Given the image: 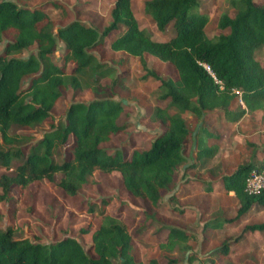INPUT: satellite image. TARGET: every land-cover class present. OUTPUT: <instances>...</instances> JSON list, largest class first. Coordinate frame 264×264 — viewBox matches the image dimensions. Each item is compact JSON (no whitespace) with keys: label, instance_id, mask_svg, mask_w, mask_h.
Masks as SVG:
<instances>
[{"label":"trees","instance_id":"1","mask_svg":"<svg viewBox=\"0 0 264 264\" xmlns=\"http://www.w3.org/2000/svg\"><path fill=\"white\" fill-rule=\"evenodd\" d=\"M227 2L234 14L219 13L216 20V27L227 32L208 37L204 31L208 16L200 11L199 0H143L142 13L150 17L158 32L171 26L172 35L157 40L138 25L131 0H114L109 21L100 31L71 18L57 0L33 7L0 0V39H6L0 51V169L13 171L12 175L0 174V202L13 200L11 191L17 190L20 195L33 181L53 182L55 174H60L55 187L63 196L74 197L98 170L119 173L132 198L156 209L172 182L175 168L185 162L184 147L192 138L196 159L210 158L216 152V146L207 145L206 140L217 135L204 123L192 134L185 125L188 115L202 119L207 111H219L227 121L235 123L264 104V65L254 55L257 49L264 48V2ZM44 6L56 9L62 15L59 20L65 23L56 24ZM113 32L118 34L108 41V48L139 58V78L157 82L156 98L165 102L146 115L162 130L147 149H132L127 157L120 149L109 152L101 147L125 128L119 122L123 105L112 95L116 88L125 87L129 76L127 58L118 59L119 71L102 61L103 40ZM57 41L63 44L60 65L51 59ZM31 46L34 51L26 57L13 56ZM144 54L169 65L172 75L161 78L146 66ZM25 76L28 80L21 88ZM103 78H108L109 83L101 84ZM85 88L105 93L106 97L68 103L62 121L50 124L37 139L27 133H9L12 125L31 128L48 118L60 91ZM235 99L240 103L231 109ZM59 146L64 157L57 161L54 154ZM260 165L250 160L219 177L220 188L232 192L238 207L231 218L205 219L202 231L237 222L253 205L264 207V188L255 195L244 191L245 179ZM108 202L103 198L100 206ZM87 209L99 218V224L91 231L86 249L72 236L41 242L14 237V228L6 226L0 228V264H159V258L166 264H175L177 259L169 253L174 247L188 250L187 242L195 239L194 234L161 218L156 230L165 236L157 246L160 254L142 260L127 223L102 209L96 213L92 206ZM170 210L182 212L175 207ZM254 231H264V222L244 225L236 237L223 240L212 253L224 260L231 244ZM78 232L86 234L89 227Z\"/></svg>","mask_w":264,"mask_h":264},{"label":"rangeland","instance_id":"2","mask_svg":"<svg viewBox=\"0 0 264 264\" xmlns=\"http://www.w3.org/2000/svg\"><path fill=\"white\" fill-rule=\"evenodd\" d=\"M16 4L33 7L49 0H11ZM62 3L64 9L71 18H77L88 26L98 31L109 21V10L114 0H57ZM143 0H131L130 6L138 25L157 40L167 39L172 35L171 26L164 32H158L150 17L142 13ZM255 3H263L264 0H254ZM199 9L208 16L204 31L208 37L227 30H219L216 27L217 15L225 13L234 14L227 0H199ZM56 24L62 15L56 9L44 6ZM65 23L63 21L61 24ZM113 32L104 38L105 65L113 66L119 71L118 59L126 57L129 76L125 79V87L116 88L112 98L119 100L123 105L120 116V124L125 125L124 130L116 134L110 141L102 143L101 147L109 152L120 149L127 157L132 149H147L151 140L158 134L162 127L158 123H152L146 119V115L155 106H164L165 102L156 98L157 82L152 78L140 79L142 69L139 58L126 56L123 52L112 51L108 48V41L116 36ZM6 39H0V51ZM34 51V46L27 50L13 54L15 57H26ZM63 52V44L57 41L56 49L51 59L60 65ZM255 57L264 65V48L257 49ZM143 60L147 67L155 70L161 78L172 75V68L153 56L144 54ZM28 77L21 80V88L25 87ZM101 84L109 83L108 78L100 79ZM61 96L55 106L50 110V116L31 128H22L12 125L9 133H27L33 139L49 129L50 124L62 121L66 105L73 101L87 102L94 98H104L105 93H95L88 88L62 90ZM237 99L231 102L230 108H234ZM204 119L186 117V125L189 131H195L200 123L217 136L209 139V145L216 146L215 154L204 160L195 158L193 144H186L184 157L187 164L182 175L180 169L175 168L176 184L180 180L186 184L185 188L191 191V196H185L177 189L170 186L158 203L156 209H151L142 201L132 198L124 189L119 173H102L98 170L92 173L89 183L80 188L74 197H65L55 187L54 182L60 174L53 176V182L45 179L33 181L28 184L19 195L17 190L11 191L13 200L0 202V228L12 226L15 230L14 237H28L41 242L57 240L64 235L74 237L86 249L90 245V233L97 228L99 218L92 216L88 207L92 206L94 212L102 209L107 215L117 216V219L128 224L129 232L133 237V246L142 260L148 257H156L160 250L158 244L164 241V232H157L162 220L181 225V227L194 234L195 239L189 240V249L183 251L174 247L169 253L171 258L177 259L175 264H264V231L244 234L240 240L231 245L228 255L224 260L217 259L212 249L223 240L231 241L236 237L242 227L247 223H263L264 207L255 205L249 211L246 221L237 228L235 223L225 224L215 230H201L202 222L210 217L234 215V199L223 196L218 191V178L221 174L231 172L233 168L244 162L252 160L256 164L261 163L264 156V104L261 109L245 113L235 123L227 121L219 111H207ZM197 125V126H196ZM196 127V128H195ZM64 157L63 148L59 146L54 158L60 161ZM199 162V164L197 163ZM182 163L180 166H182ZM179 166V165H178ZM12 175L13 171L0 169V174ZM189 186H192L190 188ZM176 187V186H175ZM210 187V190H206ZM170 193V194H169ZM172 196L173 200H168ZM107 198L109 202L100 206V200ZM16 199V200H15ZM171 207L181 209L180 213L171 212ZM145 212V213H144ZM145 214V218L144 215ZM150 218V219H149ZM149 221V222H148ZM247 222V223H246ZM89 227V232L79 234L78 229ZM236 226V227H235ZM190 258V259H189ZM159 264H166L163 258L158 259ZM115 264V262H113Z\"/></svg>","mask_w":264,"mask_h":264},{"label":"crops","instance_id":"3","mask_svg":"<svg viewBox=\"0 0 264 264\" xmlns=\"http://www.w3.org/2000/svg\"><path fill=\"white\" fill-rule=\"evenodd\" d=\"M256 111V110H255ZM191 118H196V117H194L193 115H188L187 116V119H189V120H191ZM202 119H204V117L202 118ZM201 120V119H200ZM185 122H186V120H185ZM152 123H155V122H152ZM185 125H186V123H185ZM187 126V125H186ZM197 126V125H196ZM198 127V126H197ZM196 128V127H195ZM197 129V128H196ZM208 129V128H207ZM189 130V129H188ZM209 130V129H208ZM196 131V130H195ZM195 131L193 130V131H191L190 130V132L192 133V134H194L195 133ZM213 133V132H212ZM210 139V138H209ZM209 139H207L206 140V144L207 145H209ZM193 144V147H194V149H195V143H194V138H192V141H191V145ZM198 160V159H197ZM200 160H204V159H200ZM199 162H201V161H197V163L199 164ZM187 164H189L188 162L187 163H184L182 166H177L176 168H179L180 169V174L182 175V170H183V168L187 165ZM235 168H233L232 169V171L234 170ZM231 171V172H232ZM230 172H228V173H225V174H229ZM175 174H176V171L174 170V172H173V179H172V182L169 184V186H168V188L170 189V186H172V187H174L175 189H177V191H176V193L178 194V193H180V192H182V193H184L185 195L183 196V197H185V196H191V191L189 190V194H188V192H187V190H188V188H185V186H186V184H183L182 182L183 181H179V182H177L176 184L174 183V179H175ZM222 175V174H221ZM220 175V176H221ZM219 176V177H220ZM217 184L219 185L218 187V191L220 192V193H222V195L223 196H226V197H229V198H232V199H234V201H233V205H234V211H233V213L235 214V211H236V209H237V207H238V202H237V200H236V198L233 196V194H232V192H225V191H223L221 188H220V183H219V178H218V182H217ZM176 186V187H175ZM190 188H192V186H189ZM170 194V193H169ZM253 206H255V205H253ZM252 206V207H253ZM252 207H251V209H252ZM250 209V210H251ZM249 210V211H250ZM249 211H247L246 213H244L241 217H240V219L237 221V222H233V223H235L236 225H237V228H240V226H242L241 224H242V222H244V221H246V218H244V217H246L247 216V214L249 213ZM232 215V214H231ZM230 214H228L227 216H229L228 218H231L230 216H231ZM219 216V215H218ZM234 216V215H233ZM232 216V217H233ZM221 217H223V216H221ZM225 218V217H224ZM203 223V222H202ZM247 223V222H246ZM172 224L173 225H176V226H179V225H177V224H175V223H173L172 222ZM230 224H232V223H230ZM247 224H249V223H247ZM246 224V225H247ZM252 224H254V223H252ZM225 225V224H224ZM227 225V224H226ZM180 227H181V225H180ZM236 227V226H235ZM182 228V227H181ZM207 230H215V229H207ZM254 232H258V231H254ZM242 237V236H241ZM240 237V238H241ZM240 238L235 242V243H237L239 240H240ZM235 243H233V244H235ZM233 244H231V245H233ZM230 248H231V246H230ZM141 257V256H140ZM148 258H151V257H148Z\"/></svg>","mask_w":264,"mask_h":264},{"label":"built area","instance_id":"4","mask_svg":"<svg viewBox=\"0 0 264 264\" xmlns=\"http://www.w3.org/2000/svg\"><path fill=\"white\" fill-rule=\"evenodd\" d=\"M264 188V156L258 169H252L245 179L244 191L249 195L258 194Z\"/></svg>","mask_w":264,"mask_h":264}]
</instances>
